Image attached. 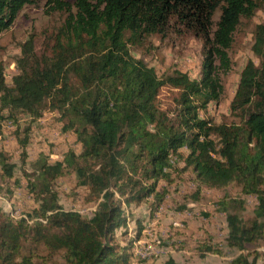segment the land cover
<instances>
[{
  "label": "trees",
  "instance_id": "1",
  "mask_svg": "<svg viewBox=\"0 0 264 264\" xmlns=\"http://www.w3.org/2000/svg\"><path fill=\"white\" fill-rule=\"evenodd\" d=\"M35 1L0 0V33ZM45 5L64 12L65 19L49 42V54L37 55L32 37L22 43L9 83L0 65V113L15 120L14 113L23 111L36 121L43 107L55 111L81 151L37 162L27 183L35 202L26 214L32 223L0 208V264H38L34 258L51 264L57 255L66 264H131L132 239L124 246L115 242L118 229L126 233L123 206L146 202L151 214L157 211L165 196L158 182L172 180L178 161L199 186L235 184L241 194L255 196L253 219L241 216L240 195L225 193L215 205L226 217L227 247L239 252L229 264H264V256L259 262V253L248 248L264 238V20L253 30L257 62L244 64L230 101L237 121L201 115L223 91L220 74L231 68L228 49L241 18L264 8V0H45ZM175 27L201 42L198 78L178 69L159 76L130 51L143 38L164 37ZM28 135H16L22 158ZM0 165L11 177L14 164L3 154ZM70 169L87 200L97 202L90 217L58 202L54 181ZM197 249L200 257L221 253L205 242ZM162 264L176 263L168 258Z\"/></svg>",
  "mask_w": 264,
  "mask_h": 264
},
{
  "label": "rangeland",
  "instance_id": "2",
  "mask_svg": "<svg viewBox=\"0 0 264 264\" xmlns=\"http://www.w3.org/2000/svg\"><path fill=\"white\" fill-rule=\"evenodd\" d=\"M218 15L217 12L214 20L218 19ZM65 16L64 12L50 11L45 0L26 4L18 12L13 24L0 33V65L4 68L7 83L10 82V76L16 73L14 63L21 54L22 43L32 37L35 53L49 54V42ZM263 20L262 6L256 8L252 17L241 18L228 49L231 68L227 73L220 74L223 91L218 101L211 102L207 110L201 113L202 116L215 122L237 121L230 113V101L244 64L248 60L257 62L251 49L253 30ZM130 51L135 58L154 67L159 76L175 69L188 72L191 78L199 76L201 42L178 27L164 37L152 35L143 38L142 44L131 47ZM27 99L21 100L20 104L24 106ZM14 114L15 120L8 119L5 111L0 113V154H3L7 163L14 164L11 177L3 173L0 165V208L14 220L27 218L30 224L33 219H29L26 214L32 210L35 202L27 189V183L37 173V162L45 160L53 163L62 160L66 151L72 149L77 154L81 151V146L71 131L64 129V121L55 111L43 107L41 116L36 121H31L29 114L23 111ZM27 126H30L29 131H25ZM27 133L29 139L26 156L22 158V148L16 135L23 138ZM183 166V162L178 161L176 169L172 171V180L158 182V189L165 190V196L159 209L153 214L146 202L123 206L126 233L123 229H118L115 242L124 246L132 239L135 258L131 264H162L168 258H172L176 264H229L239 253L226 245V217L217 209L215 202L225 193L240 195L245 200L241 216L248 220L254 218L257 203L255 196L241 194L240 187L235 184L224 189L199 186L191 169L181 171ZM53 189L58 194L59 204L66 211H76L84 217H90L96 210L97 202L87 200L90 197L86 189L78 185L77 175L71 169L54 181ZM139 226L142 227L141 235L138 240H134ZM204 242L217 246L221 253H206L204 257H200L197 248ZM26 245L27 243L25 249ZM248 248L259 253L261 262L264 256V238L257 239ZM138 250H145V253H139L138 257ZM34 260L41 264L37 258ZM51 264L66 263L62 256L57 255Z\"/></svg>",
  "mask_w": 264,
  "mask_h": 264
},
{
  "label": "built area",
  "instance_id": "3",
  "mask_svg": "<svg viewBox=\"0 0 264 264\" xmlns=\"http://www.w3.org/2000/svg\"><path fill=\"white\" fill-rule=\"evenodd\" d=\"M139 253H145V250H138V257H139Z\"/></svg>",
  "mask_w": 264,
  "mask_h": 264
},
{
  "label": "bare ground",
  "instance_id": "4",
  "mask_svg": "<svg viewBox=\"0 0 264 264\" xmlns=\"http://www.w3.org/2000/svg\"><path fill=\"white\" fill-rule=\"evenodd\" d=\"M136 251V250H135ZM138 252V251H137ZM146 256V255H145Z\"/></svg>",
  "mask_w": 264,
  "mask_h": 264
}]
</instances>
